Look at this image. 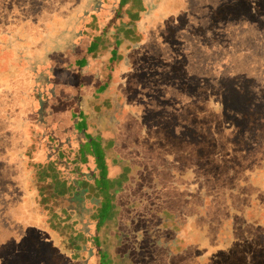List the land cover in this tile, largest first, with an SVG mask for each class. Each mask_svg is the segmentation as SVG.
<instances>
[{
    "label": "rangeland",
    "instance_id": "rangeland-1",
    "mask_svg": "<svg viewBox=\"0 0 264 264\" xmlns=\"http://www.w3.org/2000/svg\"><path fill=\"white\" fill-rule=\"evenodd\" d=\"M81 1L0 0V27L19 24L22 46L34 50L49 37L44 32L66 30L76 5L71 9L77 11L75 50L82 52L81 41L98 48L101 55L87 57L97 61V69L108 64L119 69L130 45L147 30L117 79L131 106L116 86V109L107 115L111 123L105 122L110 132L99 150L77 139L79 126L71 124L70 110L56 113L54 125L53 117L29 124L28 115L36 118L31 99L14 88L25 87L16 84V74L26 71V64L0 48V264H65L75 247L90 259L94 252L90 261L100 260L96 245L105 248L100 264H264V43H257L264 39V18L260 30L255 13L247 17L253 22L247 27L223 29L226 52H209V44L217 46L218 31L207 44L210 31L200 33L210 23L218 25L222 18L210 10L229 0H99L87 10L90 0ZM185 6L191 11L183 13ZM242 11L243 4L237 12ZM235 49L244 54L235 55ZM225 54L235 56L224 61ZM7 62L12 65L6 72L16 71L11 86L2 71ZM71 73L57 74L59 84L51 82L56 95L65 89L73 97L77 83L92 84ZM18 74L30 85L32 79ZM37 78L43 82L44 75ZM92 95L96 100L95 91ZM110 104L100 102L104 109ZM8 111L10 123L3 119ZM88 122L94 129V120ZM41 123L55 131L45 132ZM33 135L41 152L53 153L39 152V165L31 164L34 157L22 147L32 149ZM92 157L91 177L75 175ZM35 174L51 182L47 200L40 199L42 189H31ZM56 203L77 210L71 215L80 219L53 213L49 206ZM99 221L103 231L97 234ZM64 240L75 247L66 251Z\"/></svg>",
    "mask_w": 264,
    "mask_h": 264
},
{
    "label": "trees",
    "instance_id": "trees-1",
    "mask_svg": "<svg viewBox=\"0 0 264 264\" xmlns=\"http://www.w3.org/2000/svg\"><path fill=\"white\" fill-rule=\"evenodd\" d=\"M95 2H99V0H94ZM157 3H159L158 0H156ZM158 6V5H157ZM74 10V9H72ZM81 10V9H80ZM81 14V13H80ZM112 23H116V19L114 21H112ZM147 25V22H146ZM74 32L72 34V37L70 39V41L68 42V38L64 40V42L61 44V46L51 49L50 52V56L49 58H45L43 60H32L35 57V53L33 51L27 53L29 54V58L28 59H23L20 61L25 62V70L23 72H18V73H24V75L26 74L30 80L31 83L30 85L28 84V82H26V78L25 80L19 79L22 76L20 74H16V76L18 77V80L16 81L17 85H22L25 87H18V86H14L15 90L16 89H21V92H25L27 94L28 99H31V109L34 112H30L31 113H36V118L34 121L29 120V115L27 116V123L32 124V123H36V122H41V120H45L47 117H53L52 118V122L53 125L54 123L56 124V120L55 118V114L60 112L61 110L67 109L70 110V112L73 114V118H72V123L71 124H76L79 126V135L77 136V139L81 142V141H85L87 140V142L89 143V145L95 144L96 149H100L103 146V136H106L109 134L110 130L108 128L107 125H105V122H110L111 123V117L108 118V116L110 115V113L112 111H114L116 109V103H115V98H116V93L114 91V89H117L118 91H120V95L125 97V94H123V87H122V83H119V81H117L118 78H120V74H122L124 72V69L126 68V61H128L129 56L132 54V51L128 52L127 54H124V57H122L120 59V65H118L119 69L115 68V65L112 64H108V65H103L102 67H100L99 69H97L95 62L93 60V63L89 62V59L87 57L93 58V55H99L100 52H98V48H97V52L95 50H92V45L90 44L89 46H83V41L82 44L80 43V49H82V52H78V50H75L77 48V46L73 43L75 37L77 36V32L76 30L78 29L76 27V25L74 24L73 27ZM67 30V29H66ZM66 30H60L61 32H66ZM141 34V38L134 44L135 46H139L140 41L143 40V38L146 37V33L145 31L140 32ZM75 43H77V40L75 41ZM133 44L130 45V47L128 49L133 50ZM94 47V46H93ZM6 51V50H3ZM86 51V52H85ZM131 53V54H130ZM89 55V56H87ZM101 55V54H100ZM7 57H5L6 59ZM112 59V57H111ZM105 62V61H104ZM104 62H101V64H103ZM35 63V64H33ZM12 64H9L7 62V66L4 67L2 69V71L4 72V74L9 75L8 78H6L4 81L9 80V83L7 85L11 86V82L13 81V77H16L14 75V73L16 72H6V70H8V66L10 67ZM80 66V68H79ZM74 67V68H72ZM72 71L76 72L78 74L77 77H79V79H81L80 77H82V81H91L92 80V84H88V86L83 87L82 83H77L76 86H78L79 92L78 94L76 93L73 94V97L70 95H67V91L64 89V91H62V89L59 91V96L56 95L55 93V89L53 87H51V82L56 83L57 81H59L56 77L57 74H61L64 73V76H67L68 74H70ZM67 72V73H66ZM74 72H72L71 74H73ZM38 73H42L44 75L43 78V82L38 80L37 75ZM89 74V77H86L85 75ZM76 77V78H77ZM57 84H59L57 82ZM14 90V91H15ZM93 91H95V93L97 94V99L96 100H91L92 98V93ZM98 92V93H97ZM13 93V92H11ZM45 95L49 96L50 101H46L43 100L45 98ZM4 100L3 103L5 104V101L7 100L6 95H3ZM126 99H128L127 97H125ZM109 100L111 102L110 104V108L108 109H104L101 105L100 102H103V100ZM102 100V101H101ZM123 100V99H122ZM129 100V99H128ZM64 101L67 102L66 106L63 107L60 106L57 107L56 103L58 104L59 102ZM126 103L127 101L124 100ZM130 104V100L128 102ZM35 104L38 105V108L35 107ZM115 105V106H114ZM8 106V105H7ZM131 106V104H130ZM10 109H13L9 106ZM131 108V107H130ZM14 110V109H13ZM74 110H79V113L76 114V111ZM14 112V111H13ZM10 111H8V113L6 112L5 114V118L4 121H9V123L12 121V118L10 116ZM108 115V116H107ZM88 119H93L94 123L92 125L95 126L94 129H90L88 126L89 122ZM49 122H51V118L48 119ZM102 121L103 127H101L99 125V122ZM42 124V123H41ZM51 124L48 125H43L42 124V128H44V131L46 132V130H49L50 128H52L54 131V126ZM97 127H101L103 128L102 132L99 133L97 131ZM54 132H52L53 134ZM34 141H32V145L31 148L29 149L28 147L26 148V146H22L23 147V151H25L28 155H31L34 157L35 161L31 162V164H40L41 162L38 159H41L42 157L39 156V152L45 156V157H52L53 153L49 152V153H43L40 151L39 147H38V141H39V137L33 135ZM38 140H37V139ZM33 139V138H32ZM12 150V147L10 146L9 151ZM8 150H6L4 153L5 154H9ZM90 152H94L95 151L93 149H89ZM2 155V154H1ZM32 158V157H31ZM90 162L87 163L85 165V168H82V164L80 166V170H76L77 172L75 173V175L82 177V178H90L92 173H93V166H95L93 164V157L92 160L91 158H89ZM88 160V161H89ZM74 161H81L80 159H73ZM29 163V162H27ZM29 165V164H27ZM26 165V167H27ZM65 167L67 168L68 166L65 164ZM69 170V169H67ZM32 175V174H31ZM34 179L36 181H34L33 179H30V183L32 184L31 189L34 190L35 189H42V192L40 193V199L41 201L43 199L47 200L50 197V192L52 190V186H51V182L45 178V176L42 179L37 180V175H34ZM36 193V192H35ZM81 190L76 191L75 195L80 194ZM57 197V196H56ZM52 199V198H51ZM59 199V198H58ZM74 199L71 198V202ZM58 201V200H57ZM55 202V201H54ZM44 203L42 202L40 204V206L42 207ZM49 207L53 208V213H57L58 216H63L64 218L70 217L68 219V221L70 220H79V215H77L76 213H74V215H71L73 212L77 211V210H70V208H68L67 206L63 207L60 204H53L50 205ZM61 223H64L63 225L60 226L61 229H66L67 226V221L63 220L61 218ZM80 223V221L77 222V224ZM86 229L83 230V232H85ZM94 231H96V233L98 234L100 231H103V227L100 223V221L96 224ZM98 237L101 239L102 236ZM66 239V238H65ZM150 241H152V238H148V240L146 241V239L142 238V243L139 244V246H145L146 244H148ZM65 242V250L69 251L72 250L73 248V244L68 243L66 240H64ZM104 244V243H103ZM151 245H153V242H151ZM104 246V245H103ZM111 246V245H109ZM75 247V246H74ZM97 250L99 251V253H97V255H99L100 260L98 258L95 257V260H92V257L94 256V252L91 253V259L88 258L89 255L87 253H83V251L78 250L75 247V255L71 258L70 254L67 253V255H69V258L67 259L65 264H100L101 261L104 260L105 257V248L103 247L102 250H100L98 248V246L96 245ZM111 248V247H110ZM100 252L104 253V255H102Z\"/></svg>",
    "mask_w": 264,
    "mask_h": 264
},
{
    "label": "flooded vegetation",
    "instance_id": "flooded-vegetation-1",
    "mask_svg": "<svg viewBox=\"0 0 264 264\" xmlns=\"http://www.w3.org/2000/svg\"><path fill=\"white\" fill-rule=\"evenodd\" d=\"M83 1V0H82ZM81 1V2H82ZM85 1V0H84ZM188 0H182L183 3H187ZM202 1V0H201ZM87 2V0H86ZM94 2V0H90L87 4V6L85 7L86 10L89 7V5ZM80 3V2H78ZM159 3H163V0H159ZM189 3V2H188ZM243 4L245 6V11L242 12H237L239 10L240 5ZM228 6H233L234 9H228ZM264 7V4L262 2H260L259 0H229V2L227 4H224L223 6H215L214 8H212L210 11L212 12V14H216V17L222 18L218 25L216 27H214V23H210L206 28L203 29V32L200 33V36L203 37L205 35V31H210V34L207 37L206 43L207 44L210 40V38L213 36L214 37V32L218 31V34L216 35V42H217V46L214 47L212 45L209 44V52L211 51H216V52H220V51H224V46L228 45V42L223 40V29H236L235 24H240V26L242 27L245 24V27H247L249 24H252L253 22L251 20H248L247 17H249L250 15H252L253 13L255 14H259V17L255 20V26H257V28L261 29L263 26V23L260 21L261 19H263L264 17V12L261 8ZM76 5H74L73 7L70 8L69 12H72V17H73V21L72 22H68L70 19H68L67 23H65L64 27H66V32H61L60 30H56L52 33H50V30H48V32H44L43 36H49L47 37L43 42H41V45L38 46L37 48H34V50L28 45H24L22 46L21 42L22 40H24V36H22V33L20 28L18 27L19 24H16L14 26H12L11 28H2L0 27V35L2 37H4L5 39L0 40V48H5L6 50L11 51L12 53L15 52V60H23V59H28L29 58V52L33 51L35 53V57L32 60H43L45 58H49L50 56V52L51 49L57 48L59 46H61V44L64 42L65 39L68 38V42L70 41L72 34L74 32V29L72 28L73 25L75 24V17H74V13L77 12H73L71 9H75ZM186 8V6L184 7ZM183 8V13L185 12H189L191 11V8ZM237 12V13H235ZM244 17L245 20H242L240 18ZM215 19V18H214ZM236 19V21L238 20H242L241 23H234V20ZM230 20V21H229ZM229 21V22H228ZM225 22V23H224ZM147 26L148 29H150V22L147 20ZM259 29V30H260ZM264 29V26H263ZM199 30L201 31V27L199 26ZM222 32V33H219ZM40 33V32H37ZM146 35H147V30L145 31ZM35 34L33 33L32 36H34ZM42 35V32H41ZM146 38V37H145ZM145 38H143L142 41H140V44L144 42ZM5 41V42H3ZM257 43H264V39L263 40H257ZM139 44V45H140ZM137 46H133V50H135ZM247 53V52H245ZM235 55H242L244 53L238 51L235 49ZM234 54L231 55H227L225 54L224 57H226L224 59V61L226 60H230L232 56H235ZM219 72V71H217ZM67 73V72H66ZM209 90V89H208ZM210 91V90H209ZM211 93H214V91H212ZM220 94V92H217ZM123 94L124 91H123Z\"/></svg>",
    "mask_w": 264,
    "mask_h": 264
}]
</instances>
